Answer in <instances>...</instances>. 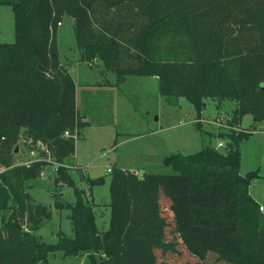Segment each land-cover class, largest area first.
<instances>
[{"label":"trees","instance_id":"1","mask_svg":"<svg viewBox=\"0 0 264 264\" xmlns=\"http://www.w3.org/2000/svg\"><path fill=\"white\" fill-rule=\"evenodd\" d=\"M13 13L14 41L0 43V264H46L50 251L85 253L82 264H164L157 252L176 251L166 239L174 229L197 258L176 264H264V212L249 192L257 171L241 173L240 144L253 128L217 131L214 145L163 157L173 172L110 167L109 226L99 230L93 203L78 187L75 200L55 197L65 208L71 236L56 242L36 233L52 209L29 191L43 167L38 155L13 163L19 136L46 144L57 184L67 172L75 140L86 122L76 107V84L60 64L57 26L67 14L79 50L78 62L112 72L118 79L154 75L161 95L189 100L196 118L206 99L234 101L228 123L245 114L264 120V0H0ZM65 130L69 131L64 135ZM44 153V152H43ZM89 184L102 181L88 178Z\"/></svg>","mask_w":264,"mask_h":264},{"label":"rangeland","instance_id":"2","mask_svg":"<svg viewBox=\"0 0 264 264\" xmlns=\"http://www.w3.org/2000/svg\"><path fill=\"white\" fill-rule=\"evenodd\" d=\"M14 23L10 7L0 5V43L13 42ZM58 57L64 55L77 59L79 50L73 33V19L65 14L56 30ZM68 60V59H67ZM73 62V61H70ZM102 63L93 66L86 62L73 64L70 68L72 77L78 83L77 109L86 121L80 129V136L75 140L74 156L69 161L67 172L71 181L57 184L55 181V162L46 164L35 183L29 188L36 201L52 209L51 218L36 229L49 242H56L57 233L71 236L73 234L68 211L55 208L54 200L73 202L74 188L78 187L93 203L94 221L99 230L109 226L110 220V173L108 166L118 164L136 170L139 175L144 172L170 173L172 168L165 164L163 157L171 152H193L204 145H216L220 138L217 128L206 121L221 116L228 122L230 109L234 101L224 99L219 106L216 100L206 99L201 117L196 118V111L191 102L180 96L178 103H169L160 94L158 81L154 75H126L118 79L112 72L98 70ZM99 80L100 83L96 82ZM85 81L92 82L89 84ZM217 114V115H216ZM241 128H253L248 137L240 144L241 173L257 171L258 176L251 179L249 192L259 205L264 207V120L252 123L251 114H245L237 123ZM224 141V139H222ZM13 163L28 161L38 155L53 158L45 151H40L37 144H29L19 136L14 146ZM37 147L35 153L30 148ZM224 146L218 149L223 150ZM44 152V153H43ZM102 177V181L89 184L88 178ZM162 212L168 224L165 228L166 239L175 242L176 251L157 252V263L176 264L195 260L182 238L174 229L173 212L169 202L162 199ZM264 212V211H262ZM215 255L208 253L205 262L214 263ZM85 253L66 254L61 249L50 251L46 264H82L86 261Z\"/></svg>","mask_w":264,"mask_h":264},{"label":"built area","instance_id":"3","mask_svg":"<svg viewBox=\"0 0 264 264\" xmlns=\"http://www.w3.org/2000/svg\"><path fill=\"white\" fill-rule=\"evenodd\" d=\"M206 121H210L212 122L217 128H222V127H226L228 129L230 128H237L238 125H231L228 122H225V120L221 117V116H215L212 119H207ZM64 135H68L69 131L65 130L63 132ZM29 144H37V147L39 148L40 151H45L46 153L48 152L47 146L46 144H44L42 141L40 140H36L35 143L32 142L31 138L25 139ZM216 148H219L221 146H224V141L222 139H220L219 141H217L216 145H214ZM37 147L35 148H30V152L31 153H35L36 149H38ZM50 155V154H49ZM46 157V156H45ZM47 158V157H46ZM48 160L54 162L52 159H50V157L47 158ZM30 160L26 161L29 162ZM56 163V162H55ZM107 170H110V167H107ZM259 209L262 210V205H259Z\"/></svg>","mask_w":264,"mask_h":264},{"label":"crops","instance_id":"4","mask_svg":"<svg viewBox=\"0 0 264 264\" xmlns=\"http://www.w3.org/2000/svg\"><path fill=\"white\" fill-rule=\"evenodd\" d=\"M59 58V57H58ZM68 59V60H67ZM78 59H79V56H78V58L77 59H72V58H69V57H67V56H65L64 55V58H59V62H60V64H62V65H64L66 68H67V70L69 71V73H70V68L72 67V65L73 64H79V63H81V62H78ZM70 61H73V62H70ZM96 63H98V62H96ZM71 74V73H70ZM72 75V74H71ZM156 77V76H155ZM74 79V78H73ZM126 79V76L123 78V80H125ZM74 81H75V84H76V91H75V98H76V105H77V87H78V83L76 82V79H74ZM96 82H98V83H100V81L99 80H96ZM84 83H86V84H88L87 85V87L88 86H90L89 84H92V82H89V81H85ZM217 115V114H216ZM201 118V120L200 121H202V119L203 118H205V116L203 117V115H202V117H200ZM118 165V164H117ZM112 166V165H111ZM111 166H108V167H111ZM120 166V165H119ZM123 167V166H122ZM130 169H132V168H130ZM134 170V169H133ZM136 171V170H135ZM262 211H264V207L262 206Z\"/></svg>","mask_w":264,"mask_h":264},{"label":"water","instance_id":"5","mask_svg":"<svg viewBox=\"0 0 264 264\" xmlns=\"http://www.w3.org/2000/svg\"><path fill=\"white\" fill-rule=\"evenodd\" d=\"M264 88V85L262 86ZM17 149V147H15V150Z\"/></svg>","mask_w":264,"mask_h":264}]
</instances>
